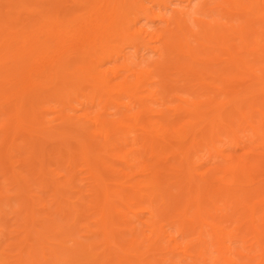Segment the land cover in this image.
<instances>
[{
	"label": "bare ground",
	"instance_id": "6f19581e",
	"mask_svg": "<svg viewBox=\"0 0 264 264\" xmlns=\"http://www.w3.org/2000/svg\"><path fill=\"white\" fill-rule=\"evenodd\" d=\"M3 105L0 264H264V0H0Z\"/></svg>",
	"mask_w": 264,
	"mask_h": 264
},
{
	"label": "rangeland",
	"instance_id": "374dc122",
	"mask_svg": "<svg viewBox=\"0 0 264 264\" xmlns=\"http://www.w3.org/2000/svg\"><path fill=\"white\" fill-rule=\"evenodd\" d=\"M9 108V105H3L0 107V123L5 118L4 114L8 112ZM2 135L3 134L0 132V138ZM27 142H29L30 145L25 147V142H23L22 139L17 140V148H13L5 155L3 164L0 166V191L2 192V197H4L0 205V229L8 224V219L10 218L9 209L6 206V196L13 194L14 186L11 179V172H9V169L7 168L9 166L8 162L11 161V163L17 167V171L26 174L27 167H25V161L30 155L29 149H32L33 147L34 150H36V148L40 147L43 150L46 147L44 149L45 151L39 155V158L44 161L49 169H54L53 162L51 161L54 155L52 148L58 146L59 142L44 136V134H41L40 132H37L31 139H27ZM36 151L38 152L39 150Z\"/></svg>",
	"mask_w": 264,
	"mask_h": 264
}]
</instances>
